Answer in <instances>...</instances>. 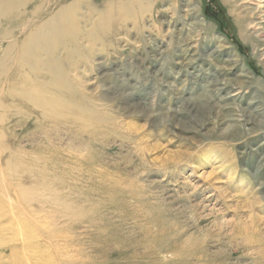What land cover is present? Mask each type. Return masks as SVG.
I'll return each mask as SVG.
<instances>
[{"label":"rangeland","instance_id":"obj_1","mask_svg":"<svg viewBox=\"0 0 264 264\" xmlns=\"http://www.w3.org/2000/svg\"><path fill=\"white\" fill-rule=\"evenodd\" d=\"M100 1L81 5V36ZM146 1L137 22L104 16L112 31L78 38L72 101L96 113L74 117L90 127L72 119L44 146L27 125V162L72 180L45 181L61 199L39 197L42 213L7 202L0 264H264V0ZM56 148L72 168L46 167Z\"/></svg>","mask_w":264,"mask_h":264},{"label":"bare ground","instance_id":"obj_2","mask_svg":"<svg viewBox=\"0 0 264 264\" xmlns=\"http://www.w3.org/2000/svg\"><path fill=\"white\" fill-rule=\"evenodd\" d=\"M144 1L150 6L153 3L146 0H101L100 3L103 5L104 10H98L99 13H97V10L89 9L88 17L98 15V21L83 35L88 36V42L92 43L94 39H102L106 32L112 31L114 27L111 24L106 23V26L103 24L104 16L107 19L119 18V22L124 23L130 19L139 20L141 15L146 12ZM82 4H84V0H0V209L2 210L0 220L7 218L6 205L13 197L20 200L21 205L18 206L25 208L33 206L35 203L38 206V211L42 213L44 211L43 207H46V205L44 206V203L38 200L39 197H51L49 199L53 198L56 204L61 199L60 193L58 195L50 188L52 186H46L45 181L48 179L58 180L61 177L72 180V174L58 173L50 168L40 171L34 169L33 164L30 162L29 164L28 160L25 159L28 153L20 146V138L26 133L25 129L30 122L32 130L43 134L45 143L42 144L44 146L51 145V136L56 133L59 134L61 126H68L66 134L72 133V119L74 122H81L82 126L78 130L80 132L82 129L90 127L88 122L90 120L87 121L80 117L75 119L74 114L75 112L84 113V111L94 113L95 107L89 106L87 108V106L85 107L86 104L81 107L82 105H75L72 101V96L84 97V94L77 87H74L72 76L75 74H72V55L81 48V43H78V38L82 33L79 19L84 18V15H80L78 11ZM254 25L257 26V24ZM58 139L61 140V136ZM64 152L66 151L59 148H56L55 151H49V157L44 160L46 167L54 165L55 168L63 167L64 170L72 168V153L66 152L64 154ZM33 159V163L43 161L36 157ZM53 159L57 161L55 164L52 161ZM39 166L41 167V164ZM201 176H205V173H202ZM19 181L32 182V185L12 184ZM60 187L64 191L68 190L64 186V188L61 185ZM66 187L69 186L66 185ZM83 196L85 195L83 194ZM65 209L67 211L66 217L76 219V211L73 210L72 205H66ZM25 210L23 209V211ZM42 237L48 242H53L56 238L53 233L43 232ZM2 240L3 237L0 233V244ZM28 246L29 244L24 240L23 249L25 253L31 252ZM11 251V256H15V249ZM132 256L134 257V255ZM74 263L76 264V262ZM18 264L24 263L21 261Z\"/></svg>","mask_w":264,"mask_h":264}]
</instances>
